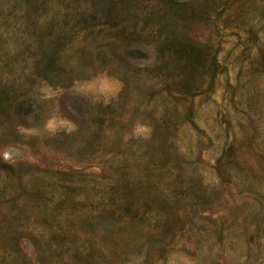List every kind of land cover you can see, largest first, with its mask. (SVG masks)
I'll list each match as a JSON object with an SVG mask.
<instances>
[{"label":"rangeland","instance_id":"obj_1","mask_svg":"<svg viewBox=\"0 0 264 264\" xmlns=\"http://www.w3.org/2000/svg\"><path fill=\"white\" fill-rule=\"evenodd\" d=\"M0 264H264V0H0Z\"/></svg>","mask_w":264,"mask_h":264}]
</instances>
